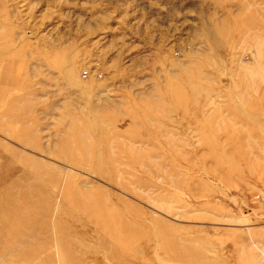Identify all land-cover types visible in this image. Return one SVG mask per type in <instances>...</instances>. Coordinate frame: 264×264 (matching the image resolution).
Returning <instances> with one entry per match:
<instances>
[{"label": "rangeland", "instance_id": "1", "mask_svg": "<svg viewBox=\"0 0 264 264\" xmlns=\"http://www.w3.org/2000/svg\"><path fill=\"white\" fill-rule=\"evenodd\" d=\"M0 264H264V0H0Z\"/></svg>", "mask_w": 264, "mask_h": 264}]
</instances>
